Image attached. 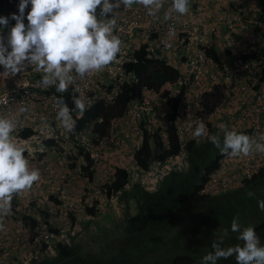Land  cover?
Instances as JSON below:
<instances>
[{
	"label": "built area",
	"instance_id": "2783aa9c",
	"mask_svg": "<svg viewBox=\"0 0 264 264\" xmlns=\"http://www.w3.org/2000/svg\"><path fill=\"white\" fill-rule=\"evenodd\" d=\"M246 1L191 0L189 14L180 16L171 12L173 19L169 21H164L163 16L170 9L171 0H165L158 20L147 16L141 5L134 4L127 11L121 6L118 29L114 31L122 40L119 57L104 71L77 80L67 92L82 95L86 103L91 100V105L100 101L105 106L113 105L124 82L140 81L135 73L127 71L124 62L137 61L134 53L144 44L149 58L175 65L180 74L176 80L164 83L158 89L143 86L124 113L112 119L104 135L94 130V123L74 132L73 136L61 134L53 98L62 94L54 87L36 86L42 73L33 71L31 66L15 77L0 70V113L16 118L21 125L13 135L16 137L20 130L30 128L40 139H54L58 147L64 148L57 164L44 163L37 156H31L27 157L30 167L43 166L52 176L64 168V162L75 149L83 163H86L85 153H89L93 167L98 169L101 177H106L108 157L133 152L132 144L135 146L139 142L138 136L145 131L154 134L160 129V134L167 140V115L173 110L170 98L177 97L183 88L186 93L177 105L175 120L183 148L191 142L198 144L209 140L208 137L193 136L201 120L207 127L208 136L219 134L222 126L238 132L251 130V136L264 132V46L257 45L253 38L257 34L255 25L264 22V10L261 11L259 6L252 14ZM223 2L231 5L230 8L222 7ZM216 4L221 5L216 7ZM170 25L176 30L174 36H169ZM219 43L225 47L223 54L218 49ZM211 49L220 55L219 61L208 53ZM75 88L79 92H75ZM23 106H28L30 112L20 113L19 108ZM73 115L74 118L80 116L78 113ZM42 118L46 124L42 123ZM79 147L83 148L82 152ZM127 156L131 158L132 153ZM262 165L264 154L256 152L244 158L224 157L219 168L211 173L203 192H216L219 186L225 189L235 186L253 176ZM63 172L62 180L66 178ZM50 188L53 192L54 186ZM37 219L41 222L42 217ZM40 233L37 241L40 238L49 241L54 237L47 228L40 229Z\"/></svg>",
	"mask_w": 264,
	"mask_h": 264
},
{
	"label": "clouds",
	"instance_id": "9594fccd",
	"mask_svg": "<svg viewBox=\"0 0 264 264\" xmlns=\"http://www.w3.org/2000/svg\"><path fill=\"white\" fill-rule=\"evenodd\" d=\"M255 1L257 2L254 5V9L261 6V11H263L264 0ZM164 2L165 0H19L17 5L18 13L0 16V70L4 69V73L15 77L31 66L33 71L42 73L40 80L36 82L37 87L43 89L54 87L57 93H71L67 91L69 87L76 85L77 80L82 81L93 73L104 71L119 57L122 49V40L118 35L114 34V31L118 29V10L121 9V6L127 11L134 4L141 5L146 10L145 14L147 16L158 20L160 18L158 14L164 8ZM224 4L226 5L225 7L230 8L226 2ZM29 5H31V10L26 13ZM254 9L249 11L254 14ZM190 11L191 0H171L170 9L164 13L163 20H172L171 12L185 16ZM25 19L28 22L27 24H25ZM10 21H15V24L9 29ZM260 26L254 37H257L261 33L264 22ZM4 29H9L6 35L4 34ZM175 31V28L170 25L169 36H174ZM165 46L170 47L171 45L165 44ZM134 57L138 60L136 51ZM131 61L136 62L134 59L124 62L126 69V63ZM127 71L133 72L128 69ZM127 82L130 85L133 84L132 82ZM74 91L79 92V89L75 88ZM53 99L55 119L58 122V127L62 129L61 134H71L74 132L77 123L73 113H78L82 116L87 108L91 106V100H88L86 103L82 95L77 96L75 94L72 96L74 107H69L63 95L54 97ZM19 112L28 113L30 112V108L28 106L20 107ZM42 123L46 124L44 118H42ZM18 126L21 125L16 118L0 113V233L6 232L3 218L13 214V199L26 191H30L44 177L45 182L42 186L45 188V185L50 184L54 180L53 176L56 175L50 176L43 166L39 167L35 163V166L33 165V168H31L27 157L31 158L32 156L35 158L37 156L40 159L39 161L43 160L44 163L57 164L60 161L57 159L58 156L55 162H51L46 159V155L43 157L36 155V151L26 153V147L30 148L26 143H43L46 147L55 150L59 155L64 150V148L58 147L57 144L55 145L57 148L46 145V141L51 138L40 139L33 129L31 130L34 134L28 139L20 137L19 133L21 130L15 137L13 133ZM222 129L224 135L221 141L218 134L208 136L207 127L201 120L197 123L193 136L195 138L208 137L215 148L219 150L220 154L229 159L248 157L253 152L264 154V132L258 133L257 136H249L235 129L229 130L226 126H222ZM143 135L144 133L142 134L141 141L137 138V142L139 141L140 145ZM51 140L54 141V139ZM19 141H23V144L25 143L26 146H23ZM165 141H168V138ZM182 149L179 155L170 157L163 163H156L155 166L162 165L165 167L166 172L169 173L181 167L186 171L189 167H185L184 162L181 163L180 161L186 159L183 155L186 156L192 153V151H189L187 147H182ZM178 156L180 158L177 160ZM76 160L78 161L76 167L79 168L80 175L85 174V171L82 169L85 163L80 160L79 156H76ZM133 160L136 164L135 159ZM70 162V159L66 160L64 168ZM167 162H170L172 166H167ZM189 162L191 166V161ZM116 167L114 173H111L109 180H105L104 183L112 180ZM151 167L149 170L143 171L149 173ZM95 171L96 176L100 174L98 169H95ZM257 173L259 172L257 171L254 175ZM64 183L65 181L62 180L61 185H64ZM51 186H54V184ZM99 186H97L98 188H96L95 192L99 193L98 195H104ZM63 188L65 189V187ZM47 192L49 191L47 190ZM55 192L54 186L53 192L51 191L53 194L50 193L51 195H49L52 201L58 203L60 199L58 200L57 197L61 195ZM247 196L253 198L255 193L248 191ZM258 207L261 211H264V200L258 201ZM44 211L46 210L43 209L42 216ZM46 212L50 214L48 210ZM98 212H100L99 207L96 215ZM87 216L92 217L89 214ZM33 217L38 221V226L33 228L30 222L31 227L33 230L39 229L34 236L35 247L40 245V249H42L43 242L49 243L51 239L49 241L41 238L38 241L36 240L37 237L41 236V222L35 215ZM48 219L49 217L46 219L43 217L42 221L43 223L44 221L47 223L46 228L50 231L49 227L51 223H49ZM239 219V216H235L232 219L231 231L238 233L237 239L243 242L242 245L237 244L235 246L223 247L224 237L228 236V229H224L222 235L213 241V251L203 256L200 264H222L219 263V260L230 257H235L236 264H264V246L261 245L255 228L247 226L242 229ZM51 233H53L54 237L57 235L54 232ZM34 257H31L28 264L36 261L37 257Z\"/></svg>",
	"mask_w": 264,
	"mask_h": 264
},
{
	"label": "rangeland",
	"instance_id": "374dc122",
	"mask_svg": "<svg viewBox=\"0 0 264 264\" xmlns=\"http://www.w3.org/2000/svg\"><path fill=\"white\" fill-rule=\"evenodd\" d=\"M18 3L19 0H13L10 5L7 0H0V16L18 13ZM30 10L31 5L26 12ZM14 24L15 21H10L9 29ZM9 29L3 30L5 35ZM141 138L142 136L138 137L139 141ZM19 143L30 146L26 147V153L36 151V155H46V159L51 162H55L59 156L55 150L40 142ZM139 145L132 144L133 152L108 157L107 177L101 178L97 174L94 182L89 180L86 173L80 175V170L76 167L78 154L72 149L68 156L71 161L66 166L68 169L61 168L45 188L42 186L44 177L30 191L15 197L12 201L13 214L3 218L6 232L0 233V264H28L33 256L43 261L51 257L54 261L52 264L67 262V257H74L69 261L70 264H79L77 259L81 264H170L176 252L193 240H197L200 245L197 256L203 258L213 251L212 243L222 235L224 229H228V236L224 237L223 247L242 245L243 242L237 239L238 233L231 231V221L239 216L242 229L251 226L249 216L245 214L247 208H239L241 202H249L246 191L238 192L231 198L218 196L220 201L230 202L229 206L224 204L223 209L226 211H219L222 208L219 207L217 211L212 208L208 213L205 207L195 205L188 196V185L191 181L188 169L185 171L181 167L176 170L179 171L177 175L166 176L165 167L155 166L154 163L151 171L146 173L132 160L134 150ZM217 151L210 143L208 152L194 151L186 155V159L192 161L190 173L193 178L198 177L203 163L215 157ZM131 153L129 158L127 155ZM116 165H124L129 170L131 181L128 187L112 199L98 195L95 192L97 186L109 180ZM167 166L172 164L167 162ZM61 172L66 176L63 179L64 185H61ZM166 177L169 178L165 181ZM52 184L55 186V193L61 195L57 198L62 204L51 200ZM95 199L100 201L98 207L101 213L88 217L86 209L93 205ZM43 209L51 212L48 221L59 229V234L49 241V247L44 251L40 249V245L35 247L34 236L39 229L33 230L30 220L25 218L27 215H35L43 219ZM70 211L76 212L73 213L77 222L74 229ZM199 213H202L201 218L197 216ZM46 226L47 223L41 220L40 229H46ZM175 242L179 246L175 247ZM261 245L264 246L262 243ZM222 261H225L224 264H236L235 257L221 259L219 263Z\"/></svg>",
	"mask_w": 264,
	"mask_h": 264
},
{
	"label": "trees",
	"instance_id": "16d2710c",
	"mask_svg": "<svg viewBox=\"0 0 264 264\" xmlns=\"http://www.w3.org/2000/svg\"><path fill=\"white\" fill-rule=\"evenodd\" d=\"M11 1L13 0H7V4H10ZM226 4L228 3L226 2ZM215 6L220 7V5H217V4ZM25 22H27L26 19H25ZM255 27L257 30H259L261 26L256 24ZM208 53L212 54L217 59V61H219L220 55L216 54L214 50L212 49L208 50ZM136 56L138 60L136 62H132V61L127 62L126 67L128 70H132L139 77L140 79L139 83H133L130 85L128 84L127 81L124 82L123 89L118 94L116 101L113 105L105 106V104L100 101L97 103H93L90 107H88L82 116L81 115L76 116L77 113H74L76 116L75 117L76 121H77L74 132H77L83 129L88 124L94 122V130L98 132L100 135L106 134L108 132V128L110 126L112 119L115 117L121 116L124 113L128 103L131 101V99L136 94L139 93V91L142 89L144 85L158 89L164 83L174 81L179 77V74H180L179 70L175 66L170 65L166 61L160 60L158 58H149L147 56L146 44H144L140 50L136 51ZM248 57L249 56H244V58H248ZM185 93H186L185 89L183 88L179 92L177 97L170 98L173 110L169 112L167 115L168 144L166 143L164 137L160 134V129H157V131L154 134H149L146 131L144 132L142 143L134 152V159L136 161L137 166L141 170L147 171L150 169V167L154 163H163L168 158L177 156L182 152L183 149H182V146L179 140L175 120H176L177 105L183 99ZM62 95L66 99L69 107H74L72 103V96L75 94L64 93ZM100 118H102L101 122L98 121ZM74 132L71 133V136L74 135ZM240 133H244L249 136L252 135L251 130L242 131ZM33 134L34 132L31 129H22L21 132L19 133L22 139H28ZM223 135H224L223 129L219 130L218 137H220L221 141L223 140ZM210 143H211L210 140H203L202 142L198 144L191 142L187 145V149L192 152L194 151H197V152L200 151L202 153L208 152ZM45 144L48 146H55L57 143L49 139L46 141ZM79 149H80V152L83 151L82 147H79ZM85 158L87 161L85 165L82 166V169L87 174L89 180L93 182L96 178L95 177L96 171L92 165L93 161L90 158L89 153H85ZM222 159H224V156H222L218 150L214 158L210 160L208 159L207 161L203 163V168L197 178H193V176H190L191 179H193V186H192V189L189 191L188 196L195 203V205L199 207H202V206L205 207L208 213L212 211V205L209 206V201L218 199L219 198L218 196H222L223 198H227V197L231 198L230 195L233 194L234 192L235 194H237L239 190H241L240 192H242L243 190L246 191L248 190V186H250L251 188L255 186L256 180L264 175V165H262L260 169L258 170L259 173L251 176L250 178L243 179L241 183H238L235 186H232L226 189L219 186L218 187L219 190L216 192L204 193L203 189L205 187V184L209 180L211 173L215 171L217 168H219ZM130 181H131V176H130L128 169L124 166L119 165L116 167V172L113 175L112 180L100 185V189L102 190V192L108 199H112L115 195L120 193L122 190L126 189ZM258 201L259 199L257 197L255 198V200H252L251 204L250 202H248V204L246 203L240 204L239 208L241 209L247 208L245 214L249 216V220L251 221L250 225L255 228L256 233L259 236L260 240L262 241L261 243L263 244L264 211H261L259 209ZM58 203L61 204V201L59 200ZM99 205H100V201L98 199H95L93 205H89L87 207L86 209L87 213L90 216H95L98 211ZM252 207L256 210V212L252 209ZM222 210L226 211L225 209H222ZM33 216L34 215H28L25 218L30 220L33 228H36L38 226V221ZM43 217L45 219L48 218L49 213L44 211ZM70 218L72 219V229H74L77 225L76 217L74 216V214L71 213ZM49 230L51 232L59 234V229L54 227L53 225L49 227ZM48 247H49V244L47 242H43L41 250L42 251L47 250ZM50 258L51 257H47L46 260L44 259L43 264L54 263V261H52V259ZM70 260H73V259H71L70 257H67L66 258L67 262L61 261V264H70L69 263ZM197 260H199V264H200L201 261L197 255L194 256L189 253L188 254L181 253V254L174 256L172 260L170 261V264H197ZM77 261L79 264H81L78 259Z\"/></svg>",
	"mask_w": 264,
	"mask_h": 264
},
{
	"label": "crops",
	"instance_id": "0c3cea01",
	"mask_svg": "<svg viewBox=\"0 0 264 264\" xmlns=\"http://www.w3.org/2000/svg\"><path fill=\"white\" fill-rule=\"evenodd\" d=\"M219 2L220 1H218V2H216V3H218L219 4ZM247 3H246V6H247V8L249 9V10H252V9H254V5L256 4V2L257 1H255V0H248V1H246ZM221 5V4H220ZM222 6L223 7H225L226 5L224 4V2H223V4H222ZM222 39H223V37H222ZM254 42L257 44V45H263L264 44V26L262 27V29H261V33L257 36V37H254ZM218 49L221 51V54H223L224 53V50H225V47L224 46H222L221 45V43H219V46H218ZM184 157H186L185 155H183ZM181 163H183L184 162V165H185V167H189V169H188V171H189V176H193V174H191L190 173V171L192 170V167H193V165H192V161H191V166H190V162H189V160L188 161H186V159H182L181 161H180ZM174 164V163H173ZM179 172H177V171H174V170H172L170 173H167L166 172V176H171V175H173V174H178ZM168 178L169 177H166V179H165V181L166 180H168ZM190 179H191V177H190ZM256 185L255 186H253L252 188L250 187V186H248V190H246V192H248V191H252V192H254L255 193V196L253 197V198H249V202H250V204H251V202H252V200H255V198H257L258 197V199L259 200H264V175L263 176H261L260 178H258L257 180H256ZM192 186H193V179H191V181H190V183H189V185H188V189H189V191L192 189ZM241 190H239L238 192H240ZM233 194H235V192L233 193ZM233 194H231L230 195V197H233ZM263 197H261L260 195ZM229 196V195H228ZM260 196V197H259ZM248 197V196H247ZM221 198H223V197H221ZM224 201H220L219 199H216V200H213V201H209V206L210 205H212V208L213 209H216V211L218 210V208L219 207H222L219 211H221L225 206H229V204H230V202H226V205L224 206L223 203ZM233 203V202H232ZM243 202H241L240 204H242ZM135 205V204H134ZM135 208H136V211H137V207L135 206ZM252 209L256 212V210L252 207ZM99 213H101V211L99 212ZM98 215V214H97ZM256 215V214H255ZM197 216L198 217H202V213H199V214H197ZM197 222V221H196ZM261 241V240H260ZM262 242V241H261ZM263 244H264V240H263ZM174 246L175 247H177V246H179V244H177V242H175V244H174ZM124 247V246H123ZM224 247H229V246H227V245H224ZM200 249V245L199 244H197V240H193L192 241V243H190V244H187V245H184V247L181 249V251H179V252H176V255H178V254H181V253H189V254H192V255H194V256H196L197 254H198V250ZM73 256V255H72ZM74 256H76V255H74ZM74 257H71V259H73ZM202 260V258H200V261ZM225 263V261H222V264H224ZM32 264H43V260H41V259H36V261L34 262V263H32Z\"/></svg>",
	"mask_w": 264,
	"mask_h": 264
}]
</instances>
